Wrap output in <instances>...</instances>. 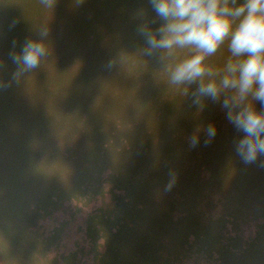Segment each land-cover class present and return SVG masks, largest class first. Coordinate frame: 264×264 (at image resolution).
<instances>
[{
	"label": "rangeland",
	"instance_id": "rangeland-1",
	"mask_svg": "<svg viewBox=\"0 0 264 264\" xmlns=\"http://www.w3.org/2000/svg\"><path fill=\"white\" fill-rule=\"evenodd\" d=\"M137 5L0 0V264H264V167L226 110L171 83L193 48L144 54L138 28L163 21ZM29 39L48 55L13 79Z\"/></svg>",
	"mask_w": 264,
	"mask_h": 264
},
{
	"label": "clouds",
	"instance_id": "clouds-1",
	"mask_svg": "<svg viewBox=\"0 0 264 264\" xmlns=\"http://www.w3.org/2000/svg\"><path fill=\"white\" fill-rule=\"evenodd\" d=\"M152 10L163 23L154 33L147 24L138 32L145 38L148 49L171 50L191 47L194 54L175 66L172 84H197L192 93L193 103L201 105L211 99L226 110L229 123L241 133L234 142L235 153L245 164L264 167V111H257L254 102L264 106V0H149ZM228 42L234 60L226 64L219 80L209 79L212 69L205 64L208 56ZM18 66L13 79L23 72L36 69L48 55L43 41L26 40L19 52L10 54ZM3 63L0 62V69ZM207 77V79H206ZM0 81V88L7 87ZM201 132L210 143L217 129L209 124L190 136L191 146L200 141ZM171 185H169L170 187Z\"/></svg>",
	"mask_w": 264,
	"mask_h": 264
},
{
	"label": "trees",
	"instance_id": "trees-1",
	"mask_svg": "<svg viewBox=\"0 0 264 264\" xmlns=\"http://www.w3.org/2000/svg\"><path fill=\"white\" fill-rule=\"evenodd\" d=\"M238 2H239V4L240 3H243L244 2V0L243 1H241V0H238ZM137 4H145V8L149 11V12H151L152 13V15H154L155 14V12L153 11V10H150L152 7H151V4L149 3V0H136V5ZM138 6V5H137ZM138 8V7H137ZM137 35V34H136ZM135 37V36H134ZM133 37V38H134ZM135 41V40H134ZM140 41V45H142L143 44V40H139ZM227 42V41H226ZM225 42V43H226ZM225 45H227V44H224V46ZM143 47H145V45L143 46ZM221 48V47H220ZM223 49H226L225 47H223ZM229 49V48H228ZM228 49H226V50H228ZM213 58V56L211 57V58H208L207 60H205V64H206V61L207 62H209V64H206V66H208V67H210L211 65L213 66L214 65V63H213V61H214V59H212ZM226 58V57H225ZM232 58H234V57H231V59ZM235 59V58H234ZM217 71H219L220 73H223V70H224V68H222L221 66H220V69L218 68V67H214ZM222 71V72H221ZM219 76H220V74H218V79H219ZM258 104H259V106L261 105L258 101H256ZM261 107V106H260Z\"/></svg>",
	"mask_w": 264,
	"mask_h": 264
}]
</instances>
